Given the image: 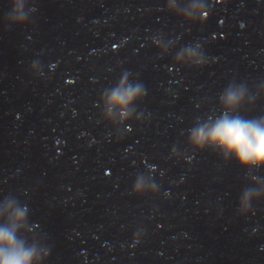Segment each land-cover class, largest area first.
Masks as SVG:
<instances>
[{
  "label": "water",
  "instance_id": "water-1",
  "mask_svg": "<svg viewBox=\"0 0 264 264\" xmlns=\"http://www.w3.org/2000/svg\"><path fill=\"white\" fill-rule=\"evenodd\" d=\"M205 3L201 25L164 0H27V22L15 25L0 0V202L27 206L29 241L49 252L42 264H264V197L238 210L257 185L211 150L184 161L181 136L230 82L254 97L249 115L264 116V0ZM153 38L170 44L166 55ZM196 45L203 68L168 70ZM124 71L148 89L134 106L149 119L115 142L98 101ZM141 175L169 196L131 195Z\"/></svg>",
  "mask_w": 264,
  "mask_h": 264
},
{
  "label": "clouds",
  "instance_id": "clouds-1",
  "mask_svg": "<svg viewBox=\"0 0 264 264\" xmlns=\"http://www.w3.org/2000/svg\"><path fill=\"white\" fill-rule=\"evenodd\" d=\"M26 9L27 0H11V11L3 18V23L24 25L28 19ZM162 10L175 13L184 21L201 25L210 15L205 0H189L182 8L178 0H164ZM153 44L161 57L170 50V44L160 38H153ZM207 63L199 45L189 46L176 54L168 70L171 72L175 68L180 71L185 67L201 69ZM138 75L133 77L129 71L122 72L119 79L105 88L99 97L102 119L113 127L114 132L109 136L114 137L115 142H121L132 131V125H143L149 119L148 115L138 112L134 106L144 103L148 96V89L138 79ZM258 95H264V87L259 89ZM253 99L244 84L230 82L219 92L216 107L207 115L196 117L189 128L181 131L188 148V153L182 157L184 161L190 163L196 153L211 150L225 164L234 161L247 170L248 179L255 182L257 187L247 188L240 193L238 210L242 215L251 211L253 200L264 197V178L251 175L252 170L264 168V116H250L246 111ZM196 106L199 108L202 104ZM170 156L177 161L181 159L176 146L172 147ZM147 167L150 172L156 169V165ZM161 188L162 185L153 180L151 175H141L131 186L130 194L147 195L152 199L162 196L167 198L169 193L162 192ZM31 232L26 205L12 198L0 202V264H42L49 252L29 241ZM145 234V230L134 232L129 247L135 248L142 244L140 237Z\"/></svg>",
  "mask_w": 264,
  "mask_h": 264
},
{
  "label": "snow or ice",
  "instance_id": "snow-or-ice-1",
  "mask_svg": "<svg viewBox=\"0 0 264 264\" xmlns=\"http://www.w3.org/2000/svg\"><path fill=\"white\" fill-rule=\"evenodd\" d=\"M70 83H72V81H70ZM108 174H110V173H108Z\"/></svg>",
  "mask_w": 264,
  "mask_h": 264
}]
</instances>
